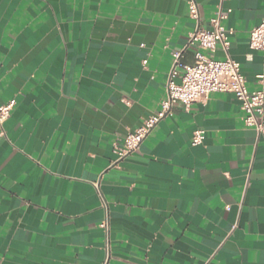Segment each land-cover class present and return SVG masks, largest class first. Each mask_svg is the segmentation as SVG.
<instances>
[{"label":"crops","instance_id":"0c3cea01","mask_svg":"<svg viewBox=\"0 0 264 264\" xmlns=\"http://www.w3.org/2000/svg\"><path fill=\"white\" fill-rule=\"evenodd\" d=\"M189 2L0 0V107L15 101L0 130V264H264V140L234 94L176 104L138 152L116 154L161 110L173 52L219 10L247 89L264 91L249 46L264 0H195L198 21ZM197 52L227 56L193 46L182 62Z\"/></svg>","mask_w":264,"mask_h":264},{"label":"built area","instance_id":"2783aa9c","mask_svg":"<svg viewBox=\"0 0 264 264\" xmlns=\"http://www.w3.org/2000/svg\"><path fill=\"white\" fill-rule=\"evenodd\" d=\"M222 3L227 0H221ZM189 15L194 20H199L198 5L195 0L189 2ZM226 15L221 10L211 21L208 29L197 28L189 36L187 45L182 51L173 52V66L167 82V98L162 102L161 110L146 118L142 125L130 132L124 139V146L116 151L119 160L139 151L140 146L151 134L155 127L172 114L176 104L186 107L197 102L207 101L212 93L234 94L241 103L244 112V123L247 127L255 129L259 138L264 140V91L250 92L246 86V79L241 73V66L229 54L230 36L233 30L222 26ZM198 46L214 53L221 46L227 53L226 59L217 60L214 56H205L200 52L195 54L197 60L194 65L182 62L184 52L190 47ZM250 48L264 53V19L261 24L250 32ZM147 61L144 62L146 64ZM181 82L176 83L175 79ZM258 79L264 83V74ZM15 101L0 107V130L4 133V125L11 118ZM206 138V131L199 129L194 133L192 144L201 145ZM96 188L99 190L98 185ZM101 228L109 231V220L101 224ZM109 254V248L107 250ZM109 258V257H108ZM108 258L104 264H108Z\"/></svg>","mask_w":264,"mask_h":264}]
</instances>
